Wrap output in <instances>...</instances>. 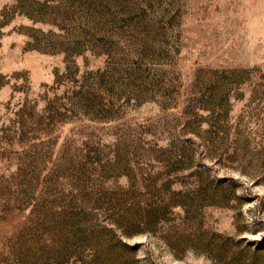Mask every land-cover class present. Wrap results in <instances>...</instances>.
<instances>
[{
    "label": "rangeland",
    "instance_id": "rangeland-1",
    "mask_svg": "<svg viewBox=\"0 0 264 264\" xmlns=\"http://www.w3.org/2000/svg\"><path fill=\"white\" fill-rule=\"evenodd\" d=\"M0 264H264V0H0Z\"/></svg>",
    "mask_w": 264,
    "mask_h": 264
}]
</instances>
